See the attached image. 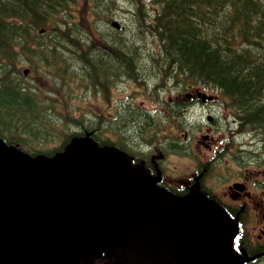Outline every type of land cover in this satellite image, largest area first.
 Wrapping results in <instances>:
<instances>
[{
  "label": "trees",
  "instance_id": "trees-1",
  "mask_svg": "<svg viewBox=\"0 0 264 264\" xmlns=\"http://www.w3.org/2000/svg\"><path fill=\"white\" fill-rule=\"evenodd\" d=\"M131 84L171 122L201 101L187 99L193 89L213 91L211 102L222 101L238 131L255 136L264 152V0H0V137L7 143L35 155L86 136L130 152L152 149L143 136L159 125L155 113L112 99ZM92 96L116 101L117 112L71 105ZM125 108L146 122L126 117ZM165 144L180 149L176 139ZM243 239L240 227L236 243Z\"/></svg>",
  "mask_w": 264,
  "mask_h": 264
},
{
  "label": "water",
  "instance_id": "water-1",
  "mask_svg": "<svg viewBox=\"0 0 264 264\" xmlns=\"http://www.w3.org/2000/svg\"><path fill=\"white\" fill-rule=\"evenodd\" d=\"M127 154L74 138L31 156L0 138V264H244L224 211L176 199Z\"/></svg>",
  "mask_w": 264,
  "mask_h": 264
},
{
  "label": "rangeland",
  "instance_id": "rangeland-1",
  "mask_svg": "<svg viewBox=\"0 0 264 264\" xmlns=\"http://www.w3.org/2000/svg\"><path fill=\"white\" fill-rule=\"evenodd\" d=\"M125 1L127 2V0ZM133 12L134 11L131 10L127 15H130ZM129 18L132 17L129 16ZM122 88L123 85L120 89L114 90L112 99L116 98L118 101L124 98L134 97V100L137 102L143 100L141 97L143 94L141 88H137L132 84L128 85L123 90ZM204 91L209 95L213 94V91L211 90ZM174 92H176V90L171 93ZM115 103L116 101L111 102V104H107L97 96H92L90 99L86 100H74L73 104L71 105L74 107L77 106L86 109H93L94 111H110L115 108ZM145 106L150 109L155 108V105L149 104L148 102L145 103ZM191 111H212L205 115L192 113L188 116V119L185 118V120H189L191 123L198 120L197 122H201L202 125L201 132L205 133L206 130L209 131L211 125L215 127L213 123L214 121L212 123L207 121L208 117L211 116L214 120H217L218 129L220 131L217 132L214 130V141L211 142L212 144H209V141H204V144L202 143L198 146H193L188 155H180L174 152L169 153V155L166 156V158L160 164L164 171V179L168 182V186L174 189V191L190 192L189 190H192V197L196 201L201 200L200 189L197 187V183L201 177L203 178L204 182L208 181V186L213 187V189L216 191V194L228 201L232 200L229 187L232 186L233 188L234 182L245 183L247 185L249 195H247L243 203H246L249 199L248 206L250 208V215L244 226V239L248 243L256 242V239L253 241L252 238H256L255 236L257 234L262 236V230L264 229V152L259 151L260 148L255 146L254 143H249V141L255 136L245 131H243V135L246 137H235L236 134L230 136L228 130L236 128L231 124L234 121V116L230 115L229 109L226 108L222 101L218 103L209 102L207 106L197 104V108H194ZM158 122L165 124L167 121L165 120L164 116L160 115L158 116ZM192 125L194 128L196 127L195 124ZM161 132L155 133L157 138L159 137L157 143L163 141V135ZM191 132V140L199 137L194 129ZM188 133L190 134V129L188 130ZM221 137L222 140L225 138L224 140L235 145L231 146L232 149L227 151L228 155H223L222 153L216 152L224 147L222 145L227 144V142L221 141ZM242 139L243 142L241 143ZM205 145H210L211 148L208 150L206 149ZM244 145H246L244 148L246 150V155L242 150ZM197 147L199 148L196 149ZM238 149L241 150L239 153L237 152ZM220 154H222L223 157H221L219 161H215V164H213V162H211V164H204L201 162L206 159H212L213 157H216ZM231 154H233V157H231ZM245 158L247 160H245ZM244 162L245 165L243 166ZM198 169L200 172H197ZM196 179H198V181ZM191 187H193V189H190ZM249 196L251 197L249 198ZM260 200L262 201V204L256 206L255 202ZM232 201L239 205L238 200L234 199ZM256 244L251 245L252 248H255Z\"/></svg>",
  "mask_w": 264,
  "mask_h": 264
},
{
  "label": "flooded vegetation",
  "instance_id": "flooded-vegetation-1",
  "mask_svg": "<svg viewBox=\"0 0 264 264\" xmlns=\"http://www.w3.org/2000/svg\"><path fill=\"white\" fill-rule=\"evenodd\" d=\"M124 111L126 113V114H124L126 117H131L132 119L133 118L140 119V121H141V124L140 125H142V123L144 121L146 122V119L147 118L144 117L143 115L138 114L135 111H131L129 109H126ZM184 112H188V111H184ZM190 112H192V113H199L200 115L207 114V111H190ZM119 117H121V115ZM208 119H210L212 122L214 121L213 123H214L215 127H213L211 125V127L209 128V131L206 130L205 133H202L201 132V126H198V127H195V128L193 127L190 130V134L188 133V131H183L181 133L182 138L178 137V135H176V136L169 135L167 138L168 139H176V140H178V144L180 146V150L181 151H187V149H190L191 150L193 146H198L199 144H202V143L204 144V141H209L208 143L209 144H212L211 142L214 141V130L217 131V132H219L220 130H218L217 120H214L211 116L208 117ZM150 124L148 126H150ZM145 126H147V124ZM193 129L199 135V137H196L194 140H191V137H192L191 136L192 135V132L191 131H193ZM143 138L145 140H149V139H146L145 136H143ZM151 138L153 140H152V142L151 141L149 142V145H152V151L151 152H148L149 158H146L145 156H143V154L140 152V150H138V152H137L136 155H131L133 157V160H135V161H137L139 163L140 162L141 163H144V165L146 166L147 170L154 177H159V185L165 187L170 193H172L176 197L183 198V197L188 196L189 194L192 196L193 195L191 193L192 190H189L190 192H188V191L187 192L174 191V189H172V188H170L168 186V182L165 181V179H164V171H163V169L161 168V165H160L162 163V161L165 159L166 156H163L161 160H158L155 157L154 154L156 153V151H159V149H161L160 148L161 142H159L158 146H156L155 144H156L157 140H159V137L157 138V135L154 134V135H151ZM167 138H164L162 142H165ZM221 141H222V137H221ZM153 145H155V146H153ZM222 146L226 147L227 145L224 144ZM224 147H222L221 150L216 151V152H219V153L224 152ZM198 148L199 147H197L196 149H198ZM209 148H211V146L210 145H207L206 146V149L209 150ZM132 153L134 154V151H132ZM178 153L179 152H177V154ZM243 153H245V150H243ZM214 158L215 157H213L212 159L203 160L201 162H203L204 164H207L211 160L212 161H215ZM245 160H247V159L245 158ZM244 165H245V162L243 163V166ZM202 181H203V178L201 177V178H199V182L197 183V187L200 189V197H201V200L202 201H206V202L209 201L210 203H213V204L215 203V204L221 206L226 212L229 213V215L232 218L231 220H235V222L237 221L236 224L239 223V226H240V224L243 225V226H245V223L248 220L249 215H250V213H249L250 212V208L248 206L249 205V199L247 200L246 203H243L244 202V199L247 197V195H249V192L247 190V185L245 183H243V182H234L233 183L234 184L233 185V188L231 186L229 187L230 196H231L232 200H234V199L235 200H238V203H239V205H238V204H236L232 200H230V201L225 200L223 197H220L218 194H216L213 190H211V191L213 193H215V194H211V193L210 194H205L206 192H208V188L206 187V185H205L204 182L202 183ZM190 189H193V187H191ZM250 197L251 196H249V198ZM213 198H215V199H213ZM216 200H217V202H216ZM255 203H256L255 204L256 206L257 205H261L262 204V201L260 200V201H257ZM233 218H235V219H233ZM243 219H244V221H243ZM239 226L237 225V227H236V232L234 234L233 240L235 239L236 234L238 233V227ZM244 237H245V234H244ZM255 237L256 238H252V240L254 241L256 239V242H250V243H248L245 239L244 240H239L237 242V244H236L237 248H239L237 250L239 252H241L242 254L248 255V256H249V254L252 255V256L253 255H260L256 259H259L260 261H262V260H264V229L262 230V236L257 234ZM253 244H256L255 245L256 246L255 248H252L251 245H253ZM251 253H253V254H251ZM113 262L114 263H111V264H128L125 261H121V260H117V259L114 260Z\"/></svg>",
  "mask_w": 264,
  "mask_h": 264
},
{
  "label": "bare ground",
  "instance_id": "bare-ground-1",
  "mask_svg": "<svg viewBox=\"0 0 264 264\" xmlns=\"http://www.w3.org/2000/svg\"><path fill=\"white\" fill-rule=\"evenodd\" d=\"M144 8H146V7H144ZM145 11V10H144ZM145 12H147V9H146V11ZM128 13H130V10H128ZM150 12H148V14H149ZM185 199H188V197H186Z\"/></svg>",
  "mask_w": 264,
  "mask_h": 264
}]
</instances>
